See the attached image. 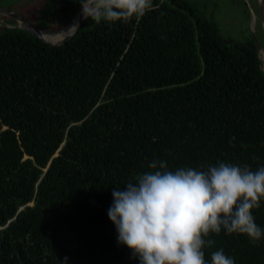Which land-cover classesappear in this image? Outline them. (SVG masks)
Listing matches in <instances>:
<instances>
[{"label":"trees","instance_id":"trees-1","mask_svg":"<svg viewBox=\"0 0 264 264\" xmlns=\"http://www.w3.org/2000/svg\"><path fill=\"white\" fill-rule=\"evenodd\" d=\"M51 1L58 20L36 27H62L81 5ZM4 20L0 264H139L107 216L115 187L153 160L169 170L264 166L255 41L223 37L190 0H153L127 22L84 18L57 44ZM252 212L264 228V202ZM206 239V260L223 249L235 264H264V240L223 231Z\"/></svg>","mask_w":264,"mask_h":264},{"label":"clouds","instance_id":"clouds-1","mask_svg":"<svg viewBox=\"0 0 264 264\" xmlns=\"http://www.w3.org/2000/svg\"><path fill=\"white\" fill-rule=\"evenodd\" d=\"M153 0H81L84 18L115 23L143 17ZM148 171L111 192L107 210L119 245L127 246L139 264H235L223 249L205 259L214 241L210 233L242 234L264 240L253 209L264 202V166L217 162L206 170H169L153 160Z\"/></svg>","mask_w":264,"mask_h":264},{"label":"rangeland","instance_id":"rangeland-1","mask_svg":"<svg viewBox=\"0 0 264 264\" xmlns=\"http://www.w3.org/2000/svg\"><path fill=\"white\" fill-rule=\"evenodd\" d=\"M49 1L51 0H47V2L46 0H0V7L20 14L34 25L45 24L53 18L58 20L55 14V2L53 4L52 1ZM190 1L202 14L212 17L217 22L223 37H230L238 41H246L251 37L256 39L260 50L261 68L264 71V58L261 55V51L264 50V32L258 15L257 0ZM5 18L6 16L0 15V31L2 26H12L11 23H5ZM67 25L69 23L62 27L50 26L47 29H63ZM28 204L31 205L32 202Z\"/></svg>","mask_w":264,"mask_h":264},{"label":"water","instance_id":"water-1","mask_svg":"<svg viewBox=\"0 0 264 264\" xmlns=\"http://www.w3.org/2000/svg\"><path fill=\"white\" fill-rule=\"evenodd\" d=\"M257 4H258V15H259V18L261 21V26H262V29L264 32V0H257ZM0 15H4V16L12 18L16 22V24H15L16 27H20V28L27 30L28 32H30L34 36L40 38L41 40H43L44 42L49 43V44L62 43L64 41L70 39L76 33V31L78 30L82 20L84 19V17L81 16V5H80L79 8L77 9L76 13L74 14L72 20L69 22V24L73 23L75 25L74 28L72 29V31H70L67 35H65L64 37H62L61 39H59L57 41H49V40L45 39L40 33L42 30H45L47 28H44V29L38 28L33 23L28 21L26 18L21 16L20 14L14 12L12 10L2 8V7H0ZM19 21L24 23L25 26H21L19 24L20 23ZM254 41H255L256 47L258 49V56H259V52H260L259 46L256 42V39Z\"/></svg>","mask_w":264,"mask_h":264},{"label":"bare ground","instance_id":"bare-ground-1","mask_svg":"<svg viewBox=\"0 0 264 264\" xmlns=\"http://www.w3.org/2000/svg\"><path fill=\"white\" fill-rule=\"evenodd\" d=\"M81 16L82 15V12H81ZM20 25L21 26H25L24 23H22L21 21H19ZM74 24L73 23H70L69 25H67L66 27H64L63 29H53V28H49V29H46V30H42L40 33L41 35L45 38V37H53V36H57L58 38H55V39H49V38H45L49 41H57L59 39L62 38V36L68 34L70 31H72V29L74 28ZM58 35H62V36H58ZM261 55L262 57L264 58V50L261 51Z\"/></svg>","mask_w":264,"mask_h":264}]
</instances>
